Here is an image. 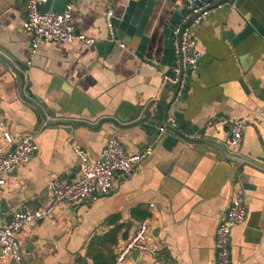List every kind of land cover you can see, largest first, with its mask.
<instances>
[{
  "label": "crops",
  "instance_id": "1",
  "mask_svg": "<svg viewBox=\"0 0 264 264\" xmlns=\"http://www.w3.org/2000/svg\"><path fill=\"white\" fill-rule=\"evenodd\" d=\"M70 1L77 32L94 44H42L28 66L25 0H0V56L22 66L28 91L21 96L0 63V115L14 144L29 136L38 146L4 174V215L48 206L55 177L78 179L76 148L97 161L115 137L129 154L151 147L152 155L129 180L117 178L111 195L61 204L28 226L19 236L22 264H114L142 221L149 247L174 264H216V228L235 198L246 219L232 230L231 264H264V0H206L221 6L191 31L205 57L179 103L162 73L184 0ZM108 10L127 49L109 40ZM151 102L152 115L170 104L163 120L173 116L178 127L147 146L138 122ZM240 118L249 123L234 152L229 128ZM129 264L162 263L140 255Z\"/></svg>",
  "mask_w": 264,
  "mask_h": 264
},
{
  "label": "built area",
  "instance_id": "2",
  "mask_svg": "<svg viewBox=\"0 0 264 264\" xmlns=\"http://www.w3.org/2000/svg\"><path fill=\"white\" fill-rule=\"evenodd\" d=\"M46 0H25V16L23 29L30 36L28 48L29 66L35 58L38 48L42 44L56 43L61 45L79 41L86 45H93L94 41L77 32L72 9L74 2L66 3L61 14L41 12L40 6ZM184 11L179 20L172 27L169 43L173 55L172 64L168 72L162 73L163 82L172 87L174 103H179L185 96L190 81L197 76L198 66L205 57V53L198 48L191 31L205 19L214 15L221 4L214 6L206 0H184ZM109 40L120 49H127L126 43L117 38L113 13L106 12ZM259 114H264V106ZM249 123L246 118L233 121L229 128L230 146L237 152L242 146L244 131ZM175 117H167L158 127L159 135L177 130ZM190 139H195L190 136ZM38 146L32 137H24L14 144L12 137L5 131V121L0 115V264H22L21 244L19 236L31 224L43 221L51 216L55 208L61 204H84L95 202L99 197L112 194L117 178L127 181L134 169L152 155V148L148 147L135 154L126 151L122 141L110 137L100 159L93 161L88 154L80 149L74 150L80 176L74 181L67 178L55 177L50 180L48 190L51 201L45 208L30 209L23 207L9 215H3V193L6 186L4 174L21 164L28 163ZM246 219V205L243 200L235 198L220 220L215 232L216 264H231L232 230L244 224ZM149 225L146 221L138 224L132 235L124 241L117 250L114 264H129L134 252L159 261L162 264H174L164 250H154L149 247Z\"/></svg>",
  "mask_w": 264,
  "mask_h": 264
},
{
  "label": "water",
  "instance_id": "3",
  "mask_svg": "<svg viewBox=\"0 0 264 264\" xmlns=\"http://www.w3.org/2000/svg\"><path fill=\"white\" fill-rule=\"evenodd\" d=\"M67 0H46V2L40 6L41 12H54L56 14H61L64 10V7L66 5ZM117 38L119 40L124 39V33L119 28V31L117 32ZM142 49V47H139V51ZM0 63L4 66L6 73H12L18 78L19 80V93L21 96H23V92L27 91V88H24V77L20 70H18L17 66L19 67V64H14L4 57L0 56ZM22 67V66H20ZM24 90V91H23ZM170 104L166 106L157 105L155 106L156 114H151L150 110L153 107V103H149L146 108L143 111V118L138 122L142 130L149 133L150 141L146 144L147 146H150L152 142L159 136L158 127L162 125L163 118H164V112H167L170 109ZM112 122V121H111ZM145 148H143L144 150ZM142 150V151H143ZM13 170V169H12ZM3 215L6 213V209L4 208V204L1 206ZM139 256L138 252H134L132 257Z\"/></svg>",
  "mask_w": 264,
  "mask_h": 264
},
{
  "label": "trees",
  "instance_id": "4",
  "mask_svg": "<svg viewBox=\"0 0 264 264\" xmlns=\"http://www.w3.org/2000/svg\"><path fill=\"white\" fill-rule=\"evenodd\" d=\"M115 25H116V23H115Z\"/></svg>",
  "mask_w": 264,
  "mask_h": 264
}]
</instances>
